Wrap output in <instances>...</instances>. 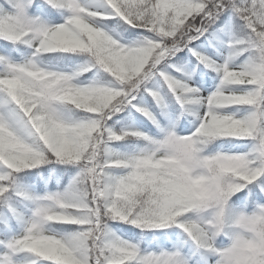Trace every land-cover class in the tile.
<instances>
[{
  "label": "snow or ice",
  "instance_id": "snow-or-ice-1",
  "mask_svg": "<svg viewBox=\"0 0 264 264\" xmlns=\"http://www.w3.org/2000/svg\"><path fill=\"white\" fill-rule=\"evenodd\" d=\"M0 264H264V0H0Z\"/></svg>",
  "mask_w": 264,
  "mask_h": 264
}]
</instances>
